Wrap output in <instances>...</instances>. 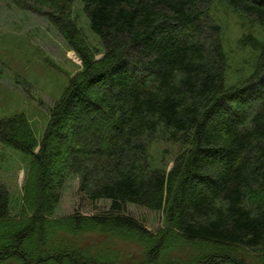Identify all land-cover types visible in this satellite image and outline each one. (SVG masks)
Wrapping results in <instances>:
<instances>
[{"label": "trees", "instance_id": "obj_1", "mask_svg": "<svg viewBox=\"0 0 264 264\" xmlns=\"http://www.w3.org/2000/svg\"><path fill=\"white\" fill-rule=\"evenodd\" d=\"M5 1L47 18L82 71L42 142L25 115L0 120L1 144L29 161L17 215L0 184V264H264V0H80L100 49L76 0ZM215 7L258 53L233 87ZM156 145L176 150L170 170L153 162ZM72 178L110 211L58 219ZM129 206L162 212L168 229L155 236ZM109 237L146 253L122 258Z\"/></svg>", "mask_w": 264, "mask_h": 264}, {"label": "rangeland", "instance_id": "obj_2", "mask_svg": "<svg viewBox=\"0 0 264 264\" xmlns=\"http://www.w3.org/2000/svg\"><path fill=\"white\" fill-rule=\"evenodd\" d=\"M229 12L225 7H215L212 15L224 29L222 41L228 55L225 78L227 86L233 87L253 73L258 53L239 47L246 31ZM73 18L78 21L90 45L100 49L80 0L73 5ZM255 34L262 38L264 30L257 28ZM81 71L79 57L47 18L21 11L5 0L0 1V120L25 115L37 140L42 142L49 122V109L62 98L70 80ZM175 152L168 146L156 145L151 153L152 160L157 166L168 165L170 170ZM28 162L22 154L0 142V184L5 185L10 193L14 215L19 213L23 202ZM110 208V201L91 203L80 192L79 179L72 178L62 192L56 217L68 218L77 213L93 216L108 212ZM127 213L155 236L167 228L162 212L129 206ZM109 238L122 258L146 253L135 240Z\"/></svg>", "mask_w": 264, "mask_h": 264}]
</instances>
